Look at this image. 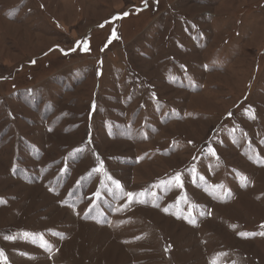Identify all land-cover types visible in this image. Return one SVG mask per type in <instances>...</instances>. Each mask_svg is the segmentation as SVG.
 <instances>
[{
  "label": "rangeland",
  "instance_id": "1",
  "mask_svg": "<svg viewBox=\"0 0 264 264\" xmlns=\"http://www.w3.org/2000/svg\"><path fill=\"white\" fill-rule=\"evenodd\" d=\"M262 232L264 0H0V264H264Z\"/></svg>",
  "mask_w": 264,
  "mask_h": 264
},
{
  "label": "snow or ice",
  "instance_id": "2",
  "mask_svg": "<svg viewBox=\"0 0 264 264\" xmlns=\"http://www.w3.org/2000/svg\"><path fill=\"white\" fill-rule=\"evenodd\" d=\"M125 15H127V13H125ZM212 154L214 155V151L212 152ZM99 169H97L98 171ZM109 179H111V177H109ZM243 179V178H242ZM173 180L176 182V184L178 186H182V184L180 183V174H176L175 177H173ZM114 183H116L117 187H119V183L114 181ZM98 195V194H97ZM129 199H132L133 194L132 193H128ZM165 211H167V209H165ZM194 221L189 220V223H193ZM241 236H247V235H254V234H249V233H240ZM260 235H264V232L260 233ZM6 239H12V237H5ZM3 256V252L0 251V257Z\"/></svg>",
  "mask_w": 264,
  "mask_h": 264
}]
</instances>
